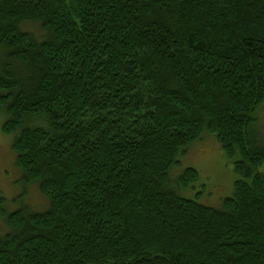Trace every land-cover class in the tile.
Returning a JSON list of instances; mask_svg holds the SVG:
<instances>
[{
  "label": "trees",
  "instance_id": "1",
  "mask_svg": "<svg viewBox=\"0 0 264 264\" xmlns=\"http://www.w3.org/2000/svg\"><path fill=\"white\" fill-rule=\"evenodd\" d=\"M263 105L264 0H0L1 129L48 201L0 205V264H264ZM206 133L221 211L170 180Z\"/></svg>",
  "mask_w": 264,
  "mask_h": 264
},
{
  "label": "rangeland",
  "instance_id": "2",
  "mask_svg": "<svg viewBox=\"0 0 264 264\" xmlns=\"http://www.w3.org/2000/svg\"><path fill=\"white\" fill-rule=\"evenodd\" d=\"M5 118L0 114V200L4 212L14 213L20 208L33 212H42L48 208V201L36 185L27 189L26 199L22 201L21 171L16 167V156L12 150L13 138L6 136L1 129ZM258 141H264V105L259 109L257 122L253 131ZM188 168H194L200 173V182L188 190H177L181 196L198 201L202 205L215 210H223L224 201L232 197L234 186L240 177L235 173L234 166L228 162L225 152L217 139L206 133L203 138L188 148L186 155L180 158V163L173 169L170 180L176 184L180 176ZM264 174V165L259 169ZM176 187V185H175ZM7 224L0 216V236L7 232Z\"/></svg>",
  "mask_w": 264,
  "mask_h": 264
}]
</instances>
